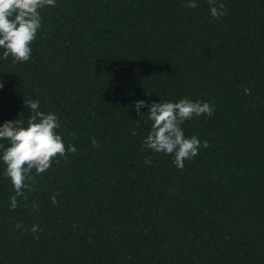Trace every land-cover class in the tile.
<instances>
[{
  "label": "trees",
  "instance_id": "obj_1",
  "mask_svg": "<svg viewBox=\"0 0 264 264\" xmlns=\"http://www.w3.org/2000/svg\"><path fill=\"white\" fill-rule=\"evenodd\" d=\"M187 2L56 0L30 60L0 49V125L27 126L38 100L77 149L15 210L0 161V264H264V0H217L218 20ZM185 97L214 114L181 126L209 146L178 169L144 148L151 121L134 102Z\"/></svg>",
  "mask_w": 264,
  "mask_h": 264
},
{
  "label": "clouds",
  "instance_id": "obj_2",
  "mask_svg": "<svg viewBox=\"0 0 264 264\" xmlns=\"http://www.w3.org/2000/svg\"><path fill=\"white\" fill-rule=\"evenodd\" d=\"M208 3L215 19L226 14L225 4L217 3V0H208ZM47 6L55 7L56 0H0V49H3L4 59L11 56L13 64L30 60L31 44L42 23L40 9ZM183 6L198 7L195 0H188ZM2 87L3 81L0 80ZM244 93L251 95V90L245 88ZM24 103L31 110L27 126L23 119L6 120L0 125V141H7V145L0 143V161L5 165L4 176L10 179L15 192L10 197V210H15L18 198L27 200L25 190L29 193L36 190V175L45 173L54 161L59 163L57 157L67 162V153L75 154L77 151L74 145L66 147L62 136L58 134L61 124L56 114L40 111L38 100H27ZM134 106L138 115H141L140 108L146 107L147 120L151 121L150 131L142 141L144 148L173 156L172 163L178 169L184 168L185 160L190 161L197 156L201 147L209 146L206 140L202 143L195 135L186 137L181 127L194 116H212L214 107L208 102L185 97L178 102L148 103L138 100ZM132 134L135 136L137 133L133 131ZM91 143L94 148L100 146L94 138ZM145 163L151 165L152 161L145 158ZM56 195L51 198L53 205L57 204ZM33 209L39 211V206L33 204ZM16 227L32 233L40 231L39 225H32L28 229L18 223Z\"/></svg>",
  "mask_w": 264,
  "mask_h": 264
}]
</instances>
